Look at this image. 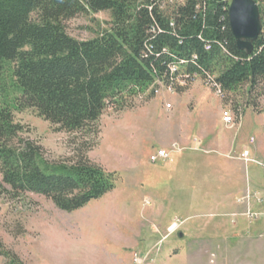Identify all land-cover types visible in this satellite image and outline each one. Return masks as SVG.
Listing matches in <instances>:
<instances>
[{
    "label": "rangeland",
    "instance_id": "rangeland-1",
    "mask_svg": "<svg viewBox=\"0 0 264 264\" xmlns=\"http://www.w3.org/2000/svg\"><path fill=\"white\" fill-rule=\"evenodd\" d=\"M109 21V11H99L63 26L84 40ZM176 83L183 88L160 82L121 109L106 107L95 134L59 130L32 108L13 109L22 135L48 160L71 163L83 152L117 181L65 211L44 195L12 191L0 173L4 251L25 264H264V93L253 100L242 85L221 99L200 75ZM158 149L167 156L151 161Z\"/></svg>",
    "mask_w": 264,
    "mask_h": 264
},
{
    "label": "trees",
    "instance_id": "trees-1",
    "mask_svg": "<svg viewBox=\"0 0 264 264\" xmlns=\"http://www.w3.org/2000/svg\"><path fill=\"white\" fill-rule=\"evenodd\" d=\"M226 4L184 0L170 8L164 0H0L2 181L12 191L44 195L65 211L99 199L117 181L115 172L83 152L71 163L48 160L39 143L22 135L13 109L32 108L59 130L95 134L106 107L121 109L158 81L177 86L178 79L214 76L223 99L242 85L253 100L262 95L264 11L259 10L262 28L247 53L235 44ZM99 11H109L110 21L96 36L78 40L65 31L64 20ZM171 65L177 72H170ZM235 110L241 115L240 107ZM1 256L4 264H25L0 241Z\"/></svg>",
    "mask_w": 264,
    "mask_h": 264
},
{
    "label": "water",
    "instance_id": "water-1",
    "mask_svg": "<svg viewBox=\"0 0 264 264\" xmlns=\"http://www.w3.org/2000/svg\"><path fill=\"white\" fill-rule=\"evenodd\" d=\"M228 21L237 48L252 51L261 30L259 8L254 0H230ZM181 236L182 233L179 232Z\"/></svg>",
    "mask_w": 264,
    "mask_h": 264
},
{
    "label": "built area",
    "instance_id": "built-area-1",
    "mask_svg": "<svg viewBox=\"0 0 264 264\" xmlns=\"http://www.w3.org/2000/svg\"><path fill=\"white\" fill-rule=\"evenodd\" d=\"M227 2V0H226ZM256 4L258 5L259 7V10L261 9L262 11H264V0H257L256 1ZM228 7V6H227ZM226 7V9H227ZM260 12V11H259ZM264 13V12H263ZM262 17V15H260ZM261 20V18H260ZM262 28V26H261ZM261 31V30H260ZM224 49V47H222ZM181 63V61H180ZM178 70V66L177 65H171L170 66V72L171 73H175L177 72ZM160 83V81H158ZM206 82L210 85L211 89L221 98L223 99L224 98V92L222 91L220 85L218 83H216V81H214V76H209L207 79H206ZM158 83V84H159ZM222 116H223V120L227 123H231L232 122V114L230 112V110L228 109H224L222 111ZM250 140H252V138H250ZM249 149L248 148H245L243 151H242V155L243 156H247L249 154ZM167 156V153L165 150L163 149H158L156 151L155 154H151L150 155V160L151 161H155L157 158H165ZM263 167H264V163H263ZM248 196V195H247ZM259 214V213H258ZM258 214L256 212H252L251 215L253 216V218L257 217Z\"/></svg>",
    "mask_w": 264,
    "mask_h": 264
},
{
    "label": "bare ground",
    "instance_id": "bare-ground-1",
    "mask_svg": "<svg viewBox=\"0 0 264 264\" xmlns=\"http://www.w3.org/2000/svg\"><path fill=\"white\" fill-rule=\"evenodd\" d=\"M229 4H230V0H228L227 1V4H226V7H227V9H226V13H227V16H228V8H229ZM258 6V5H257ZM259 8V7H258ZM259 14H260V12H259ZM229 22V21H228ZM261 22V21H260ZM261 26H262V22H261ZM206 82V81H205Z\"/></svg>",
    "mask_w": 264,
    "mask_h": 264
},
{
    "label": "crops",
    "instance_id": "crops-1",
    "mask_svg": "<svg viewBox=\"0 0 264 264\" xmlns=\"http://www.w3.org/2000/svg\"><path fill=\"white\" fill-rule=\"evenodd\" d=\"M249 143H250V142H249ZM245 147H246V146H245ZM245 147H244V148H245ZM251 148H252V149H250V150H251V152H253V151H252V150H253V146H252ZM251 152H250V153H251ZM239 175H240V174H239ZM239 175H237V176H239ZM235 176H236V175H235ZM245 180H247V181H246L247 183L245 182V184H246V186H247L248 183H249V177L245 178Z\"/></svg>",
    "mask_w": 264,
    "mask_h": 264
}]
</instances>
